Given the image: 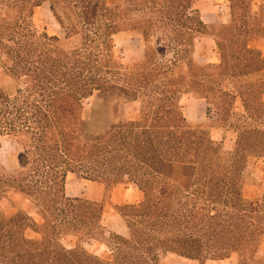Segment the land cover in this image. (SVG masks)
<instances>
[{
	"label": "trees",
	"instance_id": "obj_1",
	"mask_svg": "<svg viewBox=\"0 0 264 264\" xmlns=\"http://www.w3.org/2000/svg\"><path fill=\"white\" fill-rule=\"evenodd\" d=\"M108 1L13 0L18 20L0 22V65L12 80L0 87V137L16 151L8 168L0 160V264H162L169 256L264 264V194L244 196L249 160L264 159V58L251 46L264 40V0H214L230 8L218 25L203 22V0ZM45 4L64 41L35 29ZM125 34L145 49L132 66L115 52ZM199 40L212 42L218 63L195 60ZM207 51L203 43L199 57ZM180 64L186 73L176 74ZM226 81L233 91L219 86ZM181 95L205 100L207 118L237 134L233 152L187 120ZM90 99L97 108L88 113ZM237 101L244 114L235 117ZM135 103L138 117H123L121 107ZM109 111L114 120L102 123ZM69 176L104 186L105 199L69 196ZM130 185L143 197L116 207L128 236L108 233L111 190ZM10 192L29 200L41 223L24 211L8 218L1 201ZM90 242L112 258L87 250Z\"/></svg>",
	"mask_w": 264,
	"mask_h": 264
},
{
	"label": "rangeland",
	"instance_id": "obj_2",
	"mask_svg": "<svg viewBox=\"0 0 264 264\" xmlns=\"http://www.w3.org/2000/svg\"><path fill=\"white\" fill-rule=\"evenodd\" d=\"M141 1V0H140ZM13 0H0V22L2 20L7 22H15L19 18L18 10L12 8ZM109 5H115L117 0H109ZM198 9L207 23L213 22L218 25L221 20H227L229 10L224 2H217L214 0H205L199 3ZM217 15L220 16V21H217ZM34 25L39 34L47 33L50 37H58L62 41L65 40L64 31L60 27L59 23L53 17L48 4L43 5L40 8L35 9L34 13ZM203 43L208 44L207 59L199 57V49H201ZM68 48L72 47V43H68ZM257 47H260L264 56V41L259 42ZM197 53L194 58L197 62L204 65L207 63H218V58L214 53V46L209 40H199L197 42ZM115 52L118 60L126 66H132L135 63L141 62L144 59L145 49L142 41L132 35H122L116 38ZM174 56L169 55L166 59H160L159 62L166 65L170 61H173ZM186 65L180 64L176 70V74L186 73ZM257 79V78H255ZM255 79L247 78L249 83L255 81ZM264 80V77L260 78ZM12 84L11 78L8 76L5 69L0 65V87L8 88ZM221 88L225 90L233 91V85L231 81L220 83ZM240 85H238L239 87ZM181 105L184 107L185 115L188 121L194 126H200L207 128L210 131L212 138L221 143L226 151L233 152L235 150L237 134L232 130H223L222 124L218 118L209 120L207 118V104L203 100H197L195 97L188 95H181ZM85 108L88 113L97 108L95 99H90L85 103ZM122 115L126 118H136L139 115L140 104H127L121 107ZM244 109L239 101L235 104L234 115H243ZM103 123L104 121L112 122L114 115L110 111L105 116L98 117ZM15 147L13 141L9 138L0 137V160L7 168L14 162L15 159ZM245 190L244 196L246 199H257L264 194V159L262 160H249L248 169L245 174ZM106 188L102 185L94 184L91 182L77 179L75 176H69L67 181V194L72 197H83L88 199H94L102 201L105 199ZM142 193L139 192L134 186H120L111 190V204L107 205L106 213L104 216L103 224L108 231L117 232L121 234H127L125 224L123 223L116 207L126 204L140 203ZM1 209L3 213L11 218L18 212L24 211L33 217L37 222L41 223V219L36 215L33 210L32 203L16 192H10L1 201ZM30 239H38L39 235L32 231L27 233ZM109 235H107V238ZM77 240L74 238H68L64 241V245L68 248H72L76 245ZM85 248L92 253L99 255L103 259H111L112 252L104 245L97 242H90L85 244ZM261 255L264 256V245L261 248ZM237 259L234 257L231 260L209 264H236ZM162 264H198L194 261L181 259L176 256H169L164 259Z\"/></svg>",
	"mask_w": 264,
	"mask_h": 264
},
{
	"label": "crops",
	"instance_id": "obj_3",
	"mask_svg": "<svg viewBox=\"0 0 264 264\" xmlns=\"http://www.w3.org/2000/svg\"><path fill=\"white\" fill-rule=\"evenodd\" d=\"M203 1H205V0H203ZM202 2V1H201ZM200 2V3H201ZM219 2V1H218ZM220 2H223V1H220ZM224 4H226V7L228 8V10H229V14L227 15V20H221V22H224V23H228L229 21H230V19H231V17H230V8H229V5L227 4V3H225L224 2ZM199 5V4H198ZM200 11V10H199ZM201 14V13H200ZM201 18H202V20H203V22L205 23V24H214L213 22H211V23H207L206 21H204V18H203V16L201 15ZM217 21H220V16L219 15H217ZM262 41H264V40H258V41H254L252 44H251V46L253 47V48H257V49H259L261 52H262V49L260 48V47H257V44L259 43V42H262ZM262 55H263V52H262ZM263 58H264V56H263ZM195 99H197V98H195ZM197 100H202V99H197ZM203 101H205V100H203ZM206 102V101H205ZM207 104V103H206ZM184 113H185V111H184ZM186 116V115H185ZM186 118H187V116H186ZM187 120H188V118H187ZM190 122V121H189ZM191 123V122H190ZM84 181V180H83ZM99 185V184H98ZM120 187V186H119ZM116 188H118V187H116ZM67 189V188H66ZM245 190V189H244ZM141 193V192H140ZM72 197V196H71ZM76 197H79V196H76ZM142 197H143V195H142ZM142 197H141V201H142ZM83 198V197H82ZM86 199H88V198H86ZM112 199V198H111ZM90 200H94V199H90ZM94 201H99V200H94ZM103 201V200H102ZM140 201V202H141ZM106 209H107V206H106ZM106 209H105V213H106ZM105 213H104V216H105ZM120 215V214H119ZM121 217V216H120ZM121 219H122V217H121ZM103 221H104V217H103ZM122 221H123V223L125 224V228H126V232H127V234H121V233H117V232H111V231H108V233H115V234H118V235H121V236H124V237H126V236H128V228H127V225H126V223H125V221L122 219ZM104 225V224H103ZM106 228V227H105ZM264 245V244H263ZM262 245V246H263ZM262 246H261V248H262ZM106 247V246H105ZM107 248V247H106ZM261 248H260V253H261ZM108 249V248H107ZM262 254V253H261ZM182 259V258H181ZM223 262H225V261H223ZM213 263H221V262H213Z\"/></svg>",
	"mask_w": 264,
	"mask_h": 264
}]
</instances>
